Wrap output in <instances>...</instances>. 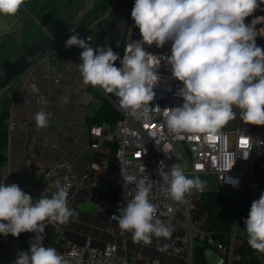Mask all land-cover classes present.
Instances as JSON below:
<instances>
[{
    "label": "clouds",
    "instance_id": "obj_1",
    "mask_svg": "<svg viewBox=\"0 0 264 264\" xmlns=\"http://www.w3.org/2000/svg\"><path fill=\"white\" fill-rule=\"evenodd\" d=\"M24 3L0 0V15L15 16ZM262 4L264 0H135L131 18L142 39L125 47L121 67L115 66L120 57L110 46L93 48L72 28L65 48L83 49L78 68L84 85L114 94L119 107L130 115L150 109L160 81L158 69L165 60L172 76L183 85L177 92L182 106L166 108L164 113L165 125L174 139H183L185 133L215 134L237 118L236 110L243 123L264 126V47L256 43L255 28L262 18L245 23ZM169 41L171 55L157 56L144 48L145 44L162 48ZM49 118L44 111L34 116L38 128L46 127ZM171 149V144L163 145L164 152ZM121 175L124 187L134 184L135 188L134 195L130 193L131 198L125 199V206L118 207L119 215L113 214L120 230L131 232L135 242L144 244H150L153 236L171 238L172 229L155 219L157 210L149 200L151 185L137 181L134 175ZM161 176L177 202L193 189L206 188V181L188 178L179 164ZM4 180L0 181V235L42 232L44 221L64 224L73 216L68 186L56 182L55 191L34 201L18 184L6 185ZM228 182L234 187L239 183L232 178ZM244 224L249 246L264 253V192L252 202ZM14 264L70 261L54 247L43 246L36 236L28 252L17 254Z\"/></svg>",
    "mask_w": 264,
    "mask_h": 264
},
{
    "label": "built area",
    "instance_id": "obj_2",
    "mask_svg": "<svg viewBox=\"0 0 264 264\" xmlns=\"http://www.w3.org/2000/svg\"><path fill=\"white\" fill-rule=\"evenodd\" d=\"M261 6L264 9V4ZM255 17L262 18L255 25L256 43L264 47V10L247 17L245 23H250ZM82 38L86 39L93 48L104 46V41L93 46L90 35H84ZM141 39L139 29L130 14L124 35L113 40V47L120 57L115 62V66H122L121 59L125 47ZM171 44L172 42L169 41L162 48L156 47L155 44L151 46L145 44L144 48L151 54L163 57L171 55ZM56 46L62 51L64 62L60 70L49 76V80L60 90V98L63 99L66 86L62 82V77L79 69L78 65L82 63L80 53L83 49L76 46L66 49L65 45L60 46V44ZM36 61L18 77L21 83L7 91L11 103L6 125L11 132L27 128L31 124L28 118L18 117V111L28 103L29 92L38 80L37 74L33 71ZM158 73L160 81L154 88L156 96L150 102V109L147 112L141 111L136 115H130L119 107V100L114 94L104 92L105 99L117 110L120 119L113 125L93 126L89 131L90 137L97 140L90 145L91 148H97L102 143L115 146L112 157L109 148L101 161L104 177L101 188L95 187L89 181L87 172H77L64 161L55 159L38 161L35 151L37 138L33 134L28 137L24 147L27 164L34 167V172L38 176V183L30 195L34 201L38 200L42 195H47L49 190H55L56 182L68 186L69 192L88 189L85 199L92 204L96 212L106 213L108 223L115 225L117 234L125 245L132 238V234L120 230L113 214L119 215L118 207L125 206V199L131 198L130 193L134 195L135 185L129 184L124 187L121 172L124 175H134L137 181L145 180L151 185L149 200L157 210L155 219L172 229L171 238L153 236L152 246L161 247L162 250L166 247L170 248L187 264H195V247L199 246L202 247L206 260L211 254L217 256L214 264L221 262L239 264L236 240L245 239V232L236 231L238 211L243 199L254 198L255 193L249 183L254 167L257 165L264 169V143H260L264 141V126H258L257 130L251 131L250 126L240 119L239 110H236L237 118L221 127L215 134L185 133L183 139H174L165 125L164 113L166 108L182 106L183 99L177 95V92L183 85L172 76L170 66L163 59ZM44 104L45 98L38 96L37 105L41 108ZM157 106L158 108H155ZM35 128L38 129L37 126ZM165 143L171 144L170 153L163 151ZM169 155L171 158H168ZM173 164H179L181 168L185 165L182 170L188 178L199 177L206 181L205 190H191L185 194L182 202L173 200L167 191L169 185L161 176V173H170ZM229 178L237 180L238 186L234 187L229 183ZM204 193L234 198L232 204L228 202L233 214L230 215L226 243L221 242L209 226L207 211L202 203ZM246 241L248 243V239ZM55 249L69 259L70 264H162L154 257L139 259L137 253H132L133 257L130 259L118 245L107 242L97 246L91 238H87L82 245L63 241L61 246ZM0 255L6 258L12 255L5 237L0 242ZM259 260L264 264V260Z\"/></svg>",
    "mask_w": 264,
    "mask_h": 264
},
{
    "label": "crops",
    "instance_id": "obj_3",
    "mask_svg": "<svg viewBox=\"0 0 264 264\" xmlns=\"http://www.w3.org/2000/svg\"><path fill=\"white\" fill-rule=\"evenodd\" d=\"M133 3L134 0H104L102 12H99L96 20H92L89 26L77 33L81 38L84 35H90L93 46L104 41V45L110 46L116 52L113 40L124 35ZM263 10L260 6L256 13H261ZM7 17L11 24L8 30L0 32V36L10 32L13 23L20 21L18 13ZM0 18L2 19V15ZM68 38L69 36L62 42L59 41L60 46H64ZM62 55L59 46L54 45L47 56L39 58L33 65V71L38 76L34 87L37 90L34 91V88L30 90L28 103L18 111V117L28 118L31 124L27 128L8 132L7 146L4 151L6 162L1 167L3 175L1 181L7 177L4 180L6 185L18 184L27 194H30L38 183L34 167L28 166L24 152L26 141L33 134L37 138L35 151L38 161L46 159L64 161L77 172H87L89 181L95 187L103 186L101 161L107 154L109 144L102 143L97 148H91L90 145L97 140L90 137L89 131L91 127L100 126L102 122L100 109L105 102L104 91L98 86L84 85L79 69H77L62 77L66 91L65 98L61 99L60 90L51 83L49 76L61 69L64 62ZM20 83L21 79L16 78L9 88H16ZM38 96L45 98V104L41 108L37 105ZM40 111L49 113L50 118L46 127L36 130L37 124L34 116ZM249 183L255 193L253 199L257 200V183L254 173L249 178ZM52 191L55 190H49L47 195H50ZM88 192V189L69 192L68 206L73 210V216L64 224L44 221V226L46 224L56 226L55 229L63 241L78 245H82L87 238H91L97 246H102L107 242L118 245L121 239L115 225L108 223L104 211L96 212L92 208V204L85 199ZM36 236L43 246H47L43 231L21 233L19 237H13L11 234L2 235L0 242L3 237L7 239L12 255L9 258L0 255V264H14L17 254L21 251L28 252ZM128 258L132 259L131 255H128Z\"/></svg>",
    "mask_w": 264,
    "mask_h": 264
},
{
    "label": "rangeland",
    "instance_id": "obj_4",
    "mask_svg": "<svg viewBox=\"0 0 264 264\" xmlns=\"http://www.w3.org/2000/svg\"><path fill=\"white\" fill-rule=\"evenodd\" d=\"M84 1L85 0L26 1L18 12L20 15V21L15 24L13 23L10 32L0 36V75L15 59L20 57L35 43L43 39L46 36V32H51L61 26L64 22L68 21L78 11ZM102 1L104 2V0L95 1L94 6L81 20L75 28V31L85 29L91 24L92 20H96L99 12H102ZM10 22L9 17L2 16V19L0 18V32L8 30L11 24ZM67 36L61 38L59 41L62 42ZM9 86L10 85L8 84V88L6 87L0 94V111L4 106L2 101L4 94L7 95ZM249 126L251 131L257 130L258 127L256 125ZM185 167V165L182 166V168ZM225 199L231 204L234 200L232 196H225ZM236 231L238 233L242 232L240 227H238ZM244 238L246 240L248 239L246 233ZM118 246L127 256L131 255V258L132 253H137L139 259L154 257L159 259L162 264H187L184 259L178 258L174 251L168 247H166L165 250H162L161 247L158 248L155 245L152 246L150 244H144L143 242H135L132 238H130L125 245L120 241ZM254 251L258 254V259L264 260V253L257 252L256 250ZM216 260L217 256L215 254H211L207 257V262L209 264H214Z\"/></svg>",
    "mask_w": 264,
    "mask_h": 264
},
{
    "label": "trees",
    "instance_id": "obj_5",
    "mask_svg": "<svg viewBox=\"0 0 264 264\" xmlns=\"http://www.w3.org/2000/svg\"><path fill=\"white\" fill-rule=\"evenodd\" d=\"M101 4H102L101 8H103V1L101 2ZM50 49L52 50V47ZM50 49L41 57L48 54L51 51ZM2 103L4 104V106L0 111V181L3 178L1 167L6 162V156L4 154V151L7 146V136L9 132L8 127L6 125V120L9 116V107L11 103L10 99L5 94ZM119 119H120V115L117 112V110L110 104L109 101L105 99V102L102 104L100 109V120L102 121L100 126H102L103 124L113 125ZM109 148H110V156L112 157L115 149L114 144H109ZM253 173L255 175L256 183H257L256 195L257 198L259 199L260 194L264 192V169L256 165L253 169ZM253 201L254 199L248 198V199H243L240 203V207L238 211V227H240V230L244 231L245 233H246V229H245L244 220L248 217V213L250 211V207ZM202 203L207 211V217L210 228L215 232V234L217 235L218 239L221 242L223 243L228 242L230 215L233 214V210L231 209V207H229V204L226 201L225 196L214 193H204L202 196ZM43 235L46 245L49 247L58 248L63 243V240L60 238L57 230L52 224H46L44 226ZM1 237L2 235H0V239ZM246 243L247 241L245 239L238 238L236 240V249H237V254L239 256V264H261L260 260L257 258V254L255 253V251L249 246L248 243L247 244ZM194 263L207 264V260L202 253V247L200 246L195 247Z\"/></svg>",
    "mask_w": 264,
    "mask_h": 264
},
{
    "label": "water",
    "instance_id": "obj_6",
    "mask_svg": "<svg viewBox=\"0 0 264 264\" xmlns=\"http://www.w3.org/2000/svg\"><path fill=\"white\" fill-rule=\"evenodd\" d=\"M94 3L95 0H85L78 11L68 21L53 31L46 32V36L43 39L35 43L25 53L15 59L0 75V94L5 90L8 84L18 78L52 46L58 45L61 38L69 35L70 29H74L81 22L94 6Z\"/></svg>",
    "mask_w": 264,
    "mask_h": 264
}]
</instances>
